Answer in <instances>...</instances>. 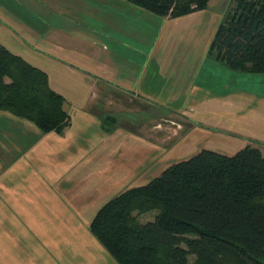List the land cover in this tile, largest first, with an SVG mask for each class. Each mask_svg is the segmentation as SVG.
I'll list each match as a JSON object with an SVG mask.
<instances>
[{"label": "crops", "instance_id": "crops-1", "mask_svg": "<svg viewBox=\"0 0 264 264\" xmlns=\"http://www.w3.org/2000/svg\"><path fill=\"white\" fill-rule=\"evenodd\" d=\"M42 1L48 0H40ZM56 1L58 2L52 1V7L63 8L62 4L57 5ZM80 2L86 6L81 13L88 15L87 19H96L98 27L103 28L101 36H93L98 44L89 41L83 49L68 42L61 44L58 41L59 35L58 39H55L52 34L50 41L35 43L30 48L26 46L28 49L20 52L14 44L9 46L0 41L12 53L47 75L50 89L64 99V110L70 116L69 126L65 130L73 127V114L74 118L82 120L80 123L98 124V136H94V140L90 137L83 138L77 145L55 151L54 155L63 162L60 163V168L64 170V179L60 181L59 170L54 174L55 170L48 168L49 176H41L40 172L43 170L42 163L46 156L53 155L50 153L53 151L51 145L62 142L64 134H44L34 124L7 112H0V264H117L89 231L91 220L98 211L97 201L94 204L89 199L98 193V199L101 198L104 189L91 187L88 182L91 176L88 178L85 175L86 177L79 179L76 176L84 163L93 159L102 161L106 168L107 163L112 165V160L117 155L122 161L128 160L135 165H143L146 162L148 170L149 164L161 155L160 149L155 147L154 143L151 144L148 138L139 140L133 133L130 135L122 132L118 136L112 133L108 134L109 136L103 135L101 126L106 125L105 122L112 123L115 117L122 114L123 106L126 109L125 116L133 115L131 125L137 123L141 114V117L149 119V115L155 117L156 112H185L182 115L187 119L188 124L185 125L188 133L184 135V145L197 149L190 156L196 154L198 149L229 155L245 145L264 144V99H260L262 96L243 90L245 97L249 95V98L229 100L224 97V93L213 92L210 98L203 97L204 85L199 78L203 65L193 58L192 37L191 41L183 45L175 37H184V23L188 21L190 24L192 19L198 23L202 11L173 19L159 18L163 25L161 35L153 44L152 41L147 42L142 60L139 61L137 49L127 47L119 37L123 35L124 26L128 22L123 18L130 16L137 21L135 16L139 14H152L124 0ZM79 4L75 3L72 7L77 6L79 10ZM27 12L32 16L31 11ZM78 18L77 26H81L86 16ZM37 21L42 23L38 17ZM176 22L178 26L175 25ZM218 25L216 22L209 32L210 42ZM180 30L183 33H179ZM9 31L10 33L5 32L14 39L12 41L18 47L16 42L22 36L20 37L16 30H13L14 33ZM41 33L45 34V37L47 34L51 35L47 29L37 32V36ZM10 34L15 35V38ZM153 36L151 35V39ZM133 38L138 41L137 37ZM106 41L112 45L111 52L104 45ZM127 49L134 51V57H130ZM180 49L184 50L185 55L176 59L177 63H173L174 55ZM202 59L200 56L198 61ZM113 93L119 94L113 106L115 113L108 111L105 104L107 96L111 97ZM127 101L130 103L129 107L125 104ZM209 106H214L215 109L207 115L209 112H206L205 108ZM190 109L194 111V115L189 114ZM98 111L114 114L111 115L113 119L104 120L103 124ZM139 112L140 115L137 114ZM222 116L228 119H222ZM125 122L128 123V120ZM188 136L192 139L186 140ZM222 138L225 141L222 147L211 143L222 141ZM142 140L153 146H148ZM173 147V156L180 155L183 151L179 143ZM262 149L264 156V148ZM127 150H131V155H126ZM167 153H170L169 149ZM76 193L78 202L75 201ZM21 209L27 210L25 213H28V216H20ZM36 209L51 215L35 218V213L28 210ZM79 224L84 226L80 232L77 230V227L81 229Z\"/></svg>", "mask_w": 264, "mask_h": 264}, {"label": "trees", "instance_id": "trees-1", "mask_svg": "<svg viewBox=\"0 0 264 264\" xmlns=\"http://www.w3.org/2000/svg\"><path fill=\"white\" fill-rule=\"evenodd\" d=\"M124 1L172 19L209 3ZM209 46V56L226 69L264 75V0H234ZM0 111L44 134L61 135L70 123L47 75L1 42ZM147 212L156 214L139 222L135 213ZM89 231L117 264H264V157L250 146L229 155L203 149L106 202Z\"/></svg>", "mask_w": 264, "mask_h": 264}, {"label": "rangeland", "instance_id": "rangeland-1", "mask_svg": "<svg viewBox=\"0 0 264 264\" xmlns=\"http://www.w3.org/2000/svg\"><path fill=\"white\" fill-rule=\"evenodd\" d=\"M52 1L54 0H48L42 2H40V0H0V30L2 34L0 35V41L6 43L9 46L14 44L16 49H18L20 52H23V49L25 48L26 49L30 48L31 45L34 46L35 43H46L50 41L52 34L55 35V39H58L57 37L59 35L58 41L61 44L68 42L83 49L86 48L85 43H89V41L90 42L94 41L95 43H97L93 39V36H101V33H103L102 32L103 28L98 27L96 19L94 20L92 19V17L87 19L88 15H86L85 13H81L83 8L86 9V6L82 2H80V0L78 1L58 0V2L57 1L55 2L56 4L61 3L63 8L52 7ZM75 3H80L78 6L79 10L78 8H76L77 6L72 7V5ZM233 6H234V0H209L206 9H203L204 11L201 10L202 13L200 15L201 18L200 21L197 23V21L192 19L190 24L187 21L183 25L186 31V35H184V37L182 36H175V37L177 38V40L182 42V45L185 43L187 44L189 41H191V37H192L191 45L194 48L192 49V53H194L193 58L196 60V62L202 63L203 65L199 76L200 80H202V83L204 85L203 97L210 98L213 93H218V94L224 93V97H226L229 100L240 99V98L246 99V97L249 98V95L245 97L244 93L249 91L256 96L258 95L262 96L260 97V99H264V75L243 74V73H236L230 71L225 67H223L222 64L216 62V60H214L209 56V47H210L209 44L211 43L208 40L210 36L209 32L211 31L213 25L216 22L221 23L231 15V12H233ZM27 11H31L32 13L31 12L30 13L34 17L29 15ZM77 11H80V13H78ZM77 14L79 15L77 16ZM81 16H86V19L82 20L83 23L81 24V26H77L76 18L78 17L80 18ZM37 17L38 19H41L42 23L37 21ZM135 17L137 18V21L134 19V17L132 18L130 16L128 17L124 16L123 20H128V22L124 26L123 29L124 31L122 32L123 35H119V37L123 41V43L127 45V47L130 48L133 47L137 49L139 54L138 60L141 61L143 56L142 53L146 48L147 42L149 43L150 41H152L153 44L154 42H156L157 39H159L163 25L159 17L155 15L148 16V15L139 14L138 16ZM165 18H169V17H165ZM175 25L178 26V23L176 22ZM12 29L18 31L19 32L18 35H20V37L22 36V38L18 42H16L18 47L16 46L15 42H13L14 39L10 38L9 35L6 33V32L10 33L9 30H11L14 33ZM45 29L51 32L50 36L49 34H47L45 37V34L42 33L39 36H37L38 35L37 32L40 33L41 30L44 31ZM179 33H183V31L180 30ZM11 35L12 34H10V36ZM151 35H154L153 36L154 39L153 38L151 39ZM12 36L15 38V35ZM133 36L137 37L138 41L133 40L134 39ZM104 45L108 47V49L110 50L109 52L112 51V45L109 41L104 42ZM101 46L102 45H100V47ZM44 49H46L45 46ZM127 51L129 52L130 57L131 56L134 57V51H132V49H127ZM44 52L46 51L44 50ZM184 55H185L184 50L180 49L177 52V54L174 55L173 63H177L176 59H178L181 56L183 57ZM200 56L203 59L198 61ZM123 57H125L124 54ZM205 89L206 90L209 89V90L206 91ZM243 90L245 92H243ZM118 95L119 94L116 95L114 93L113 96L111 97L108 95L105 101L106 109L108 111L111 110L112 113H115V111H113L114 110L113 106H115L116 104L115 98L118 97ZM125 104L128 105L127 107H129L130 105L128 101L125 102ZM123 109L124 111L122 114H120L121 116L118 115V117H115V119L111 118V115L114 114H110V113L105 114L104 112H100V111L97 112L98 116L100 117L99 119L102 121V123L104 122V120L105 121L109 120V118L113 119L112 123L105 122L106 125L101 126V130L102 132H104L103 135L109 136L108 134L112 133L118 136V134L122 132V133H128L130 135L131 133H133V135L139 140L141 139L145 140V138H148L150 139L149 142L151 144L154 143V146L160 149L161 155H159L152 164H149L148 170H146L148 166L146 162L143 165H135V163L131 164L130 161L128 160L122 161L119 156L117 157V155L114 156V160H112V165L110 166V163H107L106 168L104 167V163L102 161H99L98 159L86 161L84 163V166L80 170H78L77 172L78 176L76 177L77 179H79L81 177L83 178V176L85 175L88 176V178L91 176L89 178L90 180H88L91 187L96 186L99 189L103 187L104 191L101 192L102 195L101 198L98 199L99 197V193H98L96 194V196L89 199L91 203L94 204L97 201L96 202L97 210L100 207H102L106 202L112 200L116 196H119L120 194L128 190H131L135 187L144 186L149 180L160 175L161 172L165 170L167 167H169L171 164L179 161L176 159H182L185 157L188 158L190 157L191 154H193V152L197 151V149H195L191 145L186 147L184 145V139L186 137V136L184 137V135L185 133H188L186 132L188 131V128L186 126L188 124L187 119L182 115V113L185 112H181V111H180L181 113L171 112L168 114H160L156 112L155 117L149 115V117H151L149 119H147L145 116L141 117L142 114L140 115L139 112L137 113L140 115L138 117L137 123H132L131 125V121H133L131 118L133 117V115H128V117L125 116L126 109L124 106ZM172 109L173 107L170 108V110ZM214 109H215L214 106L213 107L209 106L205 108L206 112H209L207 113V115H209L210 112L214 111ZM119 110H121V108ZM190 111L189 114H193L194 111H192L191 109ZM129 113L130 112H127V114ZM73 115L71 121V123H74L73 127L63 132L64 136L62 138L63 139L62 142L53 143L51 145L53 151H50V153L53 155L46 156V159H44L42 163L43 170L42 172H40L41 176L44 175L49 176V173H47L48 168H50L53 171L55 170L54 174L59 170L60 172L59 180L62 181L64 179L63 177L64 170L60 168L61 167L60 163L63 162L59 161L58 157L54 155L55 151L63 148L67 149L68 147L74 144L77 145V143L83 138L90 137L92 140H94V136H98L96 134L98 124L92 123L91 125H87L86 123H80L82 122V120L77 117L74 118ZM221 118L225 119L227 117L222 116ZM19 119L24 120L22 118ZM127 120L128 123L125 122ZM193 137H196V135H193ZM188 139H192V137L188 136L186 140ZM234 142L239 143V141H234ZM150 143H147V145L153 146ZM178 143H179V147L183 148L182 149L183 151L180 153V155L173 156L171 154L172 153L171 151L175 150L173 146H175V144ZM211 143H214L213 145L216 147L218 146L222 147L221 145H223L225 141H223L222 138V141L219 142L211 141ZM196 146L200 147L199 145ZM246 146L257 148L260 152L263 150L262 147L264 148V144L263 145L261 144L260 146H257V144L256 145L251 144V145H245L244 147ZM167 149L170 150L169 154L167 153ZM199 151H201V149H198V152ZM130 152L131 150H127L126 155L127 154L131 155ZM135 153H137V151ZM120 164L122 165L120 166ZM110 168L113 171H111ZM109 172H112V174H110ZM70 184L72 185L73 183H69V185ZM77 197L78 196L76 193L75 194L76 202L79 201ZM84 200L87 201V199ZM21 210L22 212H19L20 216H24V217L28 216V213H25V211L27 210L24 209ZM48 210L51 211L50 209ZM28 211L35 213L33 215V217L35 218L47 217L51 215L40 209H36V211L34 210H28ZM92 211L94 212L93 207H92ZM155 214H156L155 212H147L141 215H137L135 213L137 220L141 223L151 221ZM79 227L81 228L78 229L77 227V230H79V232L82 229H84V226L81 224H79Z\"/></svg>", "mask_w": 264, "mask_h": 264}]
</instances>
